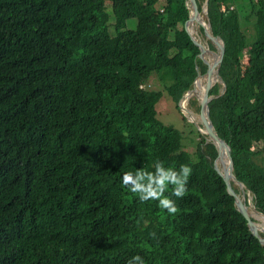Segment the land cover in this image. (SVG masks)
<instances>
[{"label": "trees", "instance_id": "obj_1", "mask_svg": "<svg viewBox=\"0 0 264 264\" xmlns=\"http://www.w3.org/2000/svg\"><path fill=\"white\" fill-rule=\"evenodd\" d=\"M239 1L207 2L225 44L209 115L264 214V0L243 15ZM189 14L188 0H0V264H264L216 146L197 130L191 154L157 115L162 100L180 110L206 71ZM189 104L198 112L196 95ZM156 162L192 168L175 215L123 186Z\"/></svg>", "mask_w": 264, "mask_h": 264}, {"label": "water", "instance_id": "obj_2", "mask_svg": "<svg viewBox=\"0 0 264 264\" xmlns=\"http://www.w3.org/2000/svg\"><path fill=\"white\" fill-rule=\"evenodd\" d=\"M207 2L208 0H205L203 6L199 10L197 0H188L190 14L184 23L185 31L189 39L198 47L199 52L196 56L199 57L206 65V71L203 74L198 73L196 75L193 81L192 89L182 96L178 105L179 109L188 117V119L191 120L197 130L204 135L208 141L212 142L216 146L217 154L213 159L212 166L222 177L227 192L234 198V204L237 210L247 220V226L250 232L262 245H264V236L260 235V233L264 234V226L252 216L251 212L262 217H264V214L257 210L255 205L251 206L247 203L246 196L249 195L250 192L233 174V159L230 145L217 134L209 115V101L211 99L210 90L212 86L217 81H220L223 85L222 92L225 88L223 80L219 74L225 51V44L220 35L214 34L211 31L210 23L203 19V16L207 15ZM195 26L197 28H195ZM202 38L209 40L216 47L217 51L215 52L205 45ZM209 54H212V56ZM200 78L204 79L205 82L202 87L201 95L198 99V115L195 117L192 112L181 104V101L196 92L197 81ZM233 185L237 186L238 191L234 189Z\"/></svg>", "mask_w": 264, "mask_h": 264}, {"label": "clouds", "instance_id": "obj_3", "mask_svg": "<svg viewBox=\"0 0 264 264\" xmlns=\"http://www.w3.org/2000/svg\"><path fill=\"white\" fill-rule=\"evenodd\" d=\"M154 171L145 169L127 171L122 176L123 186L131 193L137 194L141 202L158 201V206L168 214L175 215L179 209L171 197L183 198L187 192V185L192 168L183 164L179 169L166 167L162 162H156ZM169 186L171 194L166 195ZM128 264H145L139 255L132 257Z\"/></svg>", "mask_w": 264, "mask_h": 264}, {"label": "rangeland", "instance_id": "obj_4", "mask_svg": "<svg viewBox=\"0 0 264 264\" xmlns=\"http://www.w3.org/2000/svg\"><path fill=\"white\" fill-rule=\"evenodd\" d=\"M239 2H240L239 3V8L237 6V10H238V12H240L243 15L244 12H245V9H247L246 0H240ZM203 19L205 21H207V17L205 15L203 16ZM125 26L128 29L135 28L136 19L135 18L127 19L126 23H125ZM195 28H197V27L195 26ZM195 28H194V30L196 31ZM248 33H251V30ZM213 51L216 52L217 50H213ZM250 52L252 53V48L250 49ZM150 81H151V87H153V88H157L158 87V84H157L155 79H151ZM199 81H200V85H198V87L196 88V92L194 93V95H196L198 99H199V96L201 95L202 87H203V84L205 82L204 79H202V78H200ZM181 104L183 106H185L190 112L193 111V107L190 106V104H189V97L183 99L181 101ZM157 115L161 119V121H163L164 123L171 124V125L175 126L176 128H178L183 134V140L182 141H183L184 148L188 152H190L191 154H193V153L196 154L197 145H198V142L200 140V137L197 134L196 126L191 122V120L188 119V117L185 114L183 116L180 113V110H177L175 108L173 103H171L169 101H166V100H162L158 104ZM193 115L195 117H197L198 112L193 113ZM183 117H184V119H183ZM261 163L264 165V159L261 161ZM251 200H252L251 195L250 194L247 195L246 196V201H247V203L249 205L252 206L253 204H252ZM253 216L256 219L261 220L256 215L253 214Z\"/></svg>", "mask_w": 264, "mask_h": 264}, {"label": "bare ground", "instance_id": "obj_5", "mask_svg": "<svg viewBox=\"0 0 264 264\" xmlns=\"http://www.w3.org/2000/svg\"><path fill=\"white\" fill-rule=\"evenodd\" d=\"M205 44V43H204ZM206 45V44H205ZM210 56H212V54H209ZM212 62V61H211ZM198 85H200V81L199 82H197V87H198ZM251 214H252V216H253V214L254 215H256L259 219H261V220H258V219H256L254 216V218L257 220V221H261L263 224V226H264V217H262V216H260V215H257V214H255V213H253V212H251Z\"/></svg>", "mask_w": 264, "mask_h": 264}]
</instances>
